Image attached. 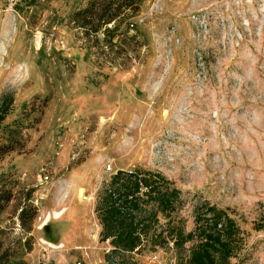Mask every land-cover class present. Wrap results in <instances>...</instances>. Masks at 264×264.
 <instances>
[{
	"label": "rangeland",
	"instance_id": "1",
	"mask_svg": "<svg viewBox=\"0 0 264 264\" xmlns=\"http://www.w3.org/2000/svg\"><path fill=\"white\" fill-rule=\"evenodd\" d=\"M88 3L0 0V103L14 98L0 123L12 146L0 160V264H109L92 205L136 167L180 189L172 226L192 231L216 204L243 230L232 264H264V0H144L121 25V53L76 24ZM178 252L132 256L176 264Z\"/></svg>",
	"mask_w": 264,
	"mask_h": 264
},
{
	"label": "trees",
	"instance_id": "2",
	"mask_svg": "<svg viewBox=\"0 0 264 264\" xmlns=\"http://www.w3.org/2000/svg\"><path fill=\"white\" fill-rule=\"evenodd\" d=\"M144 0H89L75 13V22L91 40H99L102 31L109 47L120 49L128 29H121L129 18L138 15ZM129 24V23H128ZM134 26L133 23L130 24ZM129 27V26H128ZM130 29V28H129ZM119 36L118 41L115 37ZM14 98L4 95L0 103V123L10 113ZM12 149L0 145V160ZM181 191L161 173L136 167L113 173L100 193L95 214L101 224L100 242L110 243L105 254L109 264H136L133 253L144 249L157 251L173 243L177 250L176 264H232L244 241L243 230L227 210L206 203L202 212L195 213V229L185 232L172 226V213L181 204ZM37 212L36 208H31ZM27 207L22 209L25 218ZM159 214L167 219V228L160 224ZM196 240L189 253L181 250Z\"/></svg>",
	"mask_w": 264,
	"mask_h": 264
},
{
	"label": "bare ground",
	"instance_id": "3",
	"mask_svg": "<svg viewBox=\"0 0 264 264\" xmlns=\"http://www.w3.org/2000/svg\"><path fill=\"white\" fill-rule=\"evenodd\" d=\"M62 215H63V211L56 212L54 215H53V214H48V215L46 216V219H45V221L43 222V224H42L41 227H43L44 225H46V224L50 221L51 218H60ZM42 241L45 242V243H47V244H49V245L52 246V247H57L56 245H54V244H52V243H49V242H47V241L44 240V239H42ZM62 246H63V245H60V247H62Z\"/></svg>",
	"mask_w": 264,
	"mask_h": 264
},
{
	"label": "crops",
	"instance_id": "4",
	"mask_svg": "<svg viewBox=\"0 0 264 264\" xmlns=\"http://www.w3.org/2000/svg\"><path fill=\"white\" fill-rule=\"evenodd\" d=\"M82 167H83V169H84V168L86 167V165H83ZM120 169L128 170V169H126V168H119L118 170H120ZM80 170H82V169H80ZM80 170H79V171H80ZM83 185H84V186H87V187H89V188H91V187H90L91 185H89L88 183H87V185H86V184H83ZM79 209H81V206L79 207ZM94 210H95V208H94L93 205H92V214H93V215H96ZM73 214H74V218H75V219H76V218H81V213H80V211H78V212H74ZM108 244L110 245L109 241H108Z\"/></svg>",
	"mask_w": 264,
	"mask_h": 264
},
{
	"label": "built area",
	"instance_id": "5",
	"mask_svg": "<svg viewBox=\"0 0 264 264\" xmlns=\"http://www.w3.org/2000/svg\"><path fill=\"white\" fill-rule=\"evenodd\" d=\"M106 170H107V171H112V165H111L110 163L107 164V166H106ZM75 264H85V263H83V261L79 260V261H77Z\"/></svg>",
	"mask_w": 264,
	"mask_h": 264
}]
</instances>
